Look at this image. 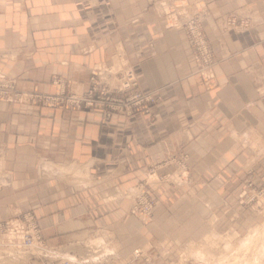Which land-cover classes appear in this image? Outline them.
Masks as SVG:
<instances>
[{
    "label": "crops",
    "instance_id": "obj_1",
    "mask_svg": "<svg viewBox=\"0 0 264 264\" xmlns=\"http://www.w3.org/2000/svg\"><path fill=\"white\" fill-rule=\"evenodd\" d=\"M166 12L203 26L215 88L203 86L184 30L166 27ZM119 48L157 101L150 114L107 122L69 96L112 50L114 64ZM0 70L23 97L0 99V220L33 212L52 249L36 264H85L75 261L90 253L101 260L86 264H162L165 245L204 233L217 192L235 187L255 146L264 149V0H0ZM54 76L65 93L50 103ZM179 147L194 180L148 184L156 204L143 223L123 192ZM189 222L202 224L191 228L199 234H187Z\"/></svg>",
    "mask_w": 264,
    "mask_h": 264
},
{
    "label": "rangeland",
    "instance_id": "obj_2",
    "mask_svg": "<svg viewBox=\"0 0 264 264\" xmlns=\"http://www.w3.org/2000/svg\"><path fill=\"white\" fill-rule=\"evenodd\" d=\"M166 15L167 12L164 16L166 17ZM113 51L110 53H113ZM110 53L101 60L102 62L94 64L89 69L85 89L90 86L89 77L95 66L99 67L102 72L98 74L100 83L108 88L127 86L128 84L129 86L127 87L131 88L130 90L135 88L142 91L139 88L132 68L127 64L126 60L121 63L116 72L111 70L110 67L113 63L110 59ZM121 53L123 57V50H121ZM100 63H102V66L97 65ZM123 74L125 78L121 79ZM200 77L206 89H213L218 85L215 75L212 78H203L202 75ZM131 81L135 82V84L132 85ZM259 90L258 98L264 106V87L260 86ZM144 93L150 94L153 98L149 103V111L143 113L150 114L151 106L157 101V98L151 92ZM242 170L243 175L239 178L235 187L230 190L217 192L219 194L217 203L210 208V215L203 226L204 233H200L201 236L199 237L184 238L176 240L173 244H164L167 247L164 246V252L161 256L162 264H264V256L262 255L264 252L259 249L263 247L264 251V233L262 232L264 230V149L255 146L252 158L244 162ZM193 180L189 154L185 149L179 147L173 150H164L162 155L157 156L148 165L145 177L125 190L123 196L131 201L130 211L138 216L143 223H147L152 218L151 213L156 204V198L147 188L148 184L165 183L177 189L183 185L191 184ZM137 185L140 186L138 187L139 189H144L145 193L154 202L149 215L141 216L139 213L132 211V200L128 194ZM27 211L32 212L31 210L15 211L10 214V218L0 221L14 218ZM183 225L188 226L190 230L187 234L192 235L199 234L196 231H192V227L195 230L202 227V224H193L191 222ZM251 233L256 235V237H251L247 241L246 239ZM51 250L50 248H48V251L41 250L34 246L11 248L3 245L0 239V264H36L49 259ZM134 252L136 256L140 253V250L136 248ZM85 257L86 259H76L75 262L86 264L90 261L101 260V257L94 253L86 254ZM146 258L148 257L146 256Z\"/></svg>",
    "mask_w": 264,
    "mask_h": 264
},
{
    "label": "built area",
    "instance_id": "obj_3",
    "mask_svg": "<svg viewBox=\"0 0 264 264\" xmlns=\"http://www.w3.org/2000/svg\"><path fill=\"white\" fill-rule=\"evenodd\" d=\"M176 13L167 12L165 26L181 27L184 30L187 41L189 43L192 57L197 64L196 71L203 78L214 77L213 64L214 53L211 44L205 34L203 26L200 24L196 16H184L182 20L176 17ZM234 22V18L229 20ZM240 24V22H239ZM243 24V25H242ZM240 26H247V20H243ZM99 67L94 66V71L89 77L90 86L80 93H73L69 97L77 104H85L92 107L103 121L110 122L114 116L126 118L136 112L147 113L149 111V103L153 100L150 94H146L140 90H130L129 86H118L108 88L100 83L98 74H101ZM127 75V74H126ZM125 78L123 74L121 79ZM52 83L56 84L58 90L55 95H47L43 97L44 101L55 103L62 102V94L65 93L64 88H60V77L54 76ZM131 84L135 82L131 81ZM0 99L6 100H22L23 97L16 90L15 81L9 78L0 70ZM28 100V98H25ZM139 185L132 189L128 194L132 200V211L139 213L141 216L149 215L153 206V200L145 193L144 189H139ZM142 187V186H141ZM0 239L2 244L14 247H37L41 250H47L48 246L44 243L39 224L32 212H24L14 218L0 221ZM70 259L62 261L60 264H68Z\"/></svg>",
    "mask_w": 264,
    "mask_h": 264
},
{
    "label": "bare ground",
    "instance_id": "obj_4",
    "mask_svg": "<svg viewBox=\"0 0 264 264\" xmlns=\"http://www.w3.org/2000/svg\"><path fill=\"white\" fill-rule=\"evenodd\" d=\"M121 50H120V48H119V50L118 51H116L114 54H113V58H114V64L110 67L111 68V70H113L114 72L116 71V70H118V68L121 66V63L122 62H124L125 60H124V58L121 56ZM98 66H102V65H98ZM102 73V72H101ZM256 232V231H255ZM254 232V233H255ZM258 232V231H257ZM263 233H264V230L262 231ZM263 236V235H262ZM251 237H253V238H255L256 237V235H254V234H252L251 233V235L250 236H248L247 237V241L251 238ZM252 238V239H253ZM264 246V245H263ZM262 252H264L263 251V247H262V249H261V247L259 248ZM260 254H261V252H259ZM262 255L264 256V254L262 253ZM69 256V255H68ZM73 257V256H72ZM262 257V256H261ZM263 259H264V257H263ZM259 262H261V261H259ZM264 263V262H263ZM262 264V263H261Z\"/></svg>",
    "mask_w": 264,
    "mask_h": 264
}]
</instances>
